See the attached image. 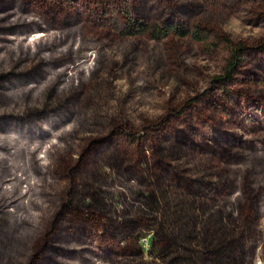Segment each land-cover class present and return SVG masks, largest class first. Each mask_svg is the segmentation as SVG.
Masks as SVG:
<instances>
[{"label":"rangeland","instance_id":"obj_1","mask_svg":"<svg viewBox=\"0 0 264 264\" xmlns=\"http://www.w3.org/2000/svg\"><path fill=\"white\" fill-rule=\"evenodd\" d=\"M0 61V264H264V0H0Z\"/></svg>","mask_w":264,"mask_h":264},{"label":"trees","instance_id":"obj_2","mask_svg":"<svg viewBox=\"0 0 264 264\" xmlns=\"http://www.w3.org/2000/svg\"><path fill=\"white\" fill-rule=\"evenodd\" d=\"M19 19H20V21H16V22L23 23L25 21L24 18L21 19L18 17L15 20H19ZM127 20L129 21V26L127 28H125V30L121 31V33L123 35H127V36H136V35L144 34V33L148 32L152 38H160V39L161 38H173L176 40L193 38L196 40H207L209 37V34H210L209 28H204L203 26L198 25V24L195 26V29L192 30V29L187 28L180 21L177 23L176 22L149 23L148 21H145L142 19L131 18V16L129 18H127ZM31 21H33V20H31ZM19 32L22 33V31H20V30H19ZM33 36H35V35H33ZM223 40L229 46L230 57L228 58L227 63L225 65L223 75L218 77L217 79L220 80L221 82L225 83L233 77V75L235 73L234 70L237 68L238 64L242 61L244 51L248 48L244 43L232 42L228 37H225ZM12 52H13V50L11 49V53ZM37 52H39V50L35 51V53H37ZM11 53L9 55V61L14 55V53H12V54ZM17 57H19V56H17ZM13 58H15V57H13ZM0 62H2V61H0ZM9 68H10V62L7 64V66H3V64L0 63V71H5V70H8ZM35 82H36V80H35ZM57 82L62 84V82H60V81H57ZM51 83H53V82H51ZM27 84H29V82L26 79H24V80L23 79H15L12 82L6 84V86H5L6 95L9 97V99L11 100V102L13 104H15L14 100L16 102H17V100L15 99V97L10 95V93H12V91H14V90L19 89V86L27 85ZM72 87H74V85ZM30 91H32V90L29 89L28 92H26L25 94H21L20 98L24 99V100L30 99L31 98V92ZM22 108L23 107L17 108V109H22ZM60 123L61 122L45 123L43 125V127L40 128L42 131V134H40V135L33 134L32 136H35V137L41 138V139H46L50 135L49 128L51 127L53 129H57V127L59 126Z\"/></svg>","mask_w":264,"mask_h":264}]
</instances>
